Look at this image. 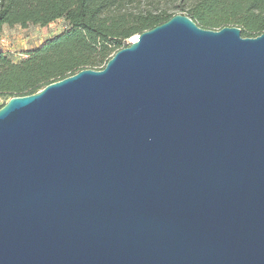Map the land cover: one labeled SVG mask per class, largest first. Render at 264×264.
I'll return each instance as SVG.
<instances>
[{
    "label": "water",
    "instance_id": "95a60500",
    "mask_svg": "<svg viewBox=\"0 0 264 264\" xmlns=\"http://www.w3.org/2000/svg\"><path fill=\"white\" fill-rule=\"evenodd\" d=\"M0 264H264V34L178 14L11 98Z\"/></svg>",
    "mask_w": 264,
    "mask_h": 264
},
{
    "label": "trees",
    "instance_id": "16d2710c",
    "mask_svg": "<svg viewBox=\"0 0 264 264\" xmlns=\"http://www.w3.org/2000/svg\"><path fill=\"white\" fill-rule=\"evenodd\" d=\"M142 0H0V96L33 95L49 84L86 69L102 70L128 40L175 15L135 12ZM205 29L231 23L246 38L264 34V0H200L190 16ZM64 19L68 28L49 39L28 58L14 63L2 51V29L9 26H48Z\"/></svg>",
    "mask_w": 264,
    "mask_h": 264
},
{
    "label": "rangeland",
    "instance_id": "374dc122",
    "mask_svg": "<svg viewBox=\"0 0 264 264\" xmlns=\"http://www.w3.org/2000/svg\"><path fill=\"white\" fill-rule=\"evenodd\" d=\"M200 0H142L140 4H136L132 10L135 12H166L169 15H185L193 16L195 7L198 6ZM197 24L202 26L200 22ZM230 27H238L235 23H231ZM68 23L64 19L56 20L48 26L29 25L9 26L4 25L2 29V51L6 56L11 58L14 63H20L27 59L28 54L32 51L44 46L49 39L56 35L62 34L67 28ZM138 37V34L128 40L131 44ZM10 96H0V108L9 100Z\"/></svg>",
    "mask_w": 264,
    "mask_h": 264
},
{
    "label": "bare ground",
    "instance_id": "6f19581e",
    "mask_svg": "<svg viewBox=\"0 0 264 264\" xmlns=\"http://www.w3.org/2000/svg\"><path fill=\"white\" fill-rule=\"evenodd\" d=\"M138 38V37H137ZM137 38L135 39V40H133V41H136L137 40Z\"/></svg>",
    "mask_w": 264,
    "mask_h": 264
}]
</instances>
